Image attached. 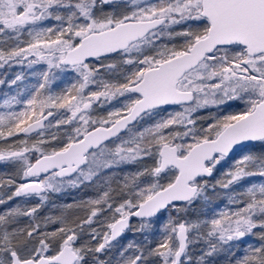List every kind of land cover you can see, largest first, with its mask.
Instances as JSON below:
<instances>
[{
	"label": "snow or ice",
	"instance_id": "obj_1",
	"mask_svg": "<svg viewBox=\"0 0 264 264\" xmlns=\"http://www.w3.org/2000/svg\"><path fill=\"white\" fill-rule=\"evenodd\" d=\"M40 64L0 78V264H264V0H0V69Z\"/></svg>",
	"mask_w": 264,
	"mask_h": 264
},
{
	"label": "trees",
	"instance_id": "obj_2",
	"mask_svg": "<svg viewBox=\"0 0 264 264\" xmlns=\"http://www.w3.org/2000/svg\"><path fill=\"white\" fill-rule=\"evenodd\" d=\"M53 24H55V21L49 20V21L44 22V26H51ZM92 63H96V62H92ZM45 67H46L45 65L40 64V65L34 66L33 69H27L26 67H22V66H13L10 69H7V68L0 69V78H4L6 81H10L12 78H14L15 73L23 71L27 75V73H29L30 71L32 72L39 71V70L44 69ZM29 79L31 82L33 83L35 82V78L29 77ZM4 92H8L9 94H14L15 86L9 87L7 83L5 85L0 86V100L4 98L3 97ZM122 99L123 98H121V100ZM237 103L238 102H232L233 107L230 109L225 108V111H231V112L239 111L240 108L237 107ZM120 106H121L120 101H113L112 103L103 106L102 111L96 112V114L94 115L106 116L108 111L114 108H118ZM240 107H242V105ZM0 111H4V109H0ZM212 111H215V109H213ZM200 115H207V112L206 111L201 112ZM141 123L144 124V126H147V124L151 123V121H146V122H141ZM52 143L57 146L59 145V141H53ZM130 167L135 168L134 165H130ZM12 171L13 169H11L10 167L0 164V174H5V173L10 174ZM117 175H121V173L117 171ZM214 175L219 176V173H215ZM97 195H98V190L92 186H81L79 188H74V189L70 188V189H67L65 192L50 194L48 203L43 208L40 209V215L41 216L57 215L63 210L64 205L73 204L75 202H79L81 200H85L88 198H96ZM10 203L13 205L16 203H20L22 207H30L38 203V198L37 197L30 198L27 204L24 203V198H17L15 201H12ZM224 205H225V201L223 199H217V200H214L212 208L223 207ZM193 207H194V211L190 212L189 214L190 218L195 219L198 215H203L201 211L202 205L199 202H197V204H195ZM4 209H5V206L0 205V211H3ZM70 212L73 216H79L81 218H83L85 215V212L83 210H77L75 208L71 209ZM173 215H175V213H173ZM99 220L101 221V223H94L93 227H96L97 229H102V222L104 220V217L103 216L99 217ZM133 223H136L135 219H133ZM158 227H159V224H158ZM133 238H134L133 233L131 232L126 233L125 236L122 238L121 243H125L128 240H131ZM136 238H139L138 234L136 235ZM153 242L155 243V239H153ZM203 248H204L203 243L194 245L193 246V251L195 253L194 256L195 257L199 256L201 254V249Z\"/></svg>",
	"mask_w": 264,
	"mask_h": 264
},
{
	"label": "rangeland",
	"instance_id": "obj_3",
	"mask_svg": "<svg viewBox=\"0 0 264 264\" xmlns=\"http://www.w3.org/2000/svg\"><path fill=\"white\" fill-rule=\"evenodd\" d=\"M153 2H154V0H153ZM21 39H23V40H27L28 37L25 35V36H22ZM14 66H20V65H14ZM31 73H32V71H30L29 73H27V75H28L29 77H32V76H31ZM32 78H34V77H32ZM112 102H113V101H112ZM112 102H111V103H112ZM105 105H107V104H105ZM105 105H104V106H105ZM94 108L96 109V111H95L94 114H96V112H101L103 107H96V105H94ZM111 110H114V109H111ZM111 110H110V111H111ZM212 110H213V109H212ZM135 168H136V166H135ZM135 168H131L130 165H128V166H124V171H125V172L135 171ZM121 174H122V173H121ZM192 254H193V257L195 258V256H194V254H195L194 251H193Z\"/></svg>",
	"mask_w": 264,
	"mask_h": 264
},
{
	"label": "water",
	"instance_id": "obj_4",
	"mask_svg": "<svg viewBox=\"0 0 264 264\" xmlns=\"http://www.w3.org/2000/svg\"><path fill=\"white\" fill-rule=\"evenodd\" d=\"M121 135H124V132H121ZM106 143H108V142H106ZM135 219V218H134Z\"/></svg>",
	"mask_w": 264,
	"mask_h": 264
},
{
	"label": "flooded vegetation",
	"instance_id": "obj_5",
	"mask_svg": "<svg viewBox=\"0 0 264 264\" xmlns=\"http://www.w3.org/2000/svg\"><path fill=\"white\" fill-rule=\"evenodd\" d=\"M92 62H96L95 60H93ZM108 143H110V142H108Z\"/></svg>",
	"mask_w": 264,
	"mask_h": 264
}]
</instances>
